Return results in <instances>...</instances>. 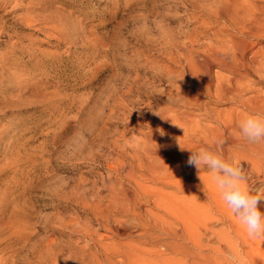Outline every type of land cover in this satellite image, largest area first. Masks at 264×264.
I'll return each instance as SVG.
<instances>
[{
	"label": "rangeland",
	"instance_id": "rangeland-1",
	"mask_svg": "<svg viewBox=\"0 0 264 264\" xmlns=\"http://www.w3.org/2000/svg\"><path fill=\"white\" fill-rule=\"evenodd\" d=\"M185 77L264 98V0H0V264L181 258L165 245L161 256H135V216L106 210L114 224L132 226L124 236L86 206L129 186L111 166L132 171L134 138L159 132L161 116L199 112L184 105ZM200 98L213 112L205 124L242 108ZM225 227L215 221L207 238Z\"/></svg>",
	"mask_w": 264,
	"mask_h": 264
},
{
	"label": "bare ground",
	"instance_id": "bare-ground-1",
	"mask_svg": "<svg viewBox=\"0 0 264 264\" xmlns=\"http://www.w3.org/2000/svg\"><path fill=\"white\" fill-rule=\"evenodd\" d=\"M190 77L197 81L193 74ZM199 84L201 86H192L186 78L182 89L186 96L184 105L198 108L199 112L185 110L182 115L173 118L168 115L163 116L167 119L160 118L156 127L162 128L165 135L161 136L157 130L153 131L152 135L141 141L142 147L146 145L144 150L133 146L130 160L135 166L130 173L123 175L121 161L118 165L111 166V173L127 181L129 186L119 192L120 196L109 195L107 203L103 198L89 202L87 210L95 219L106 222L107 230L115 234L122 231L124 236L134 233L132 226L114 224L106 210L115 208L134 215L137 222L133 227L140 237L137 243H131L135 256L142 257L145 253L161 256L164 251L159 246L163 245L172 250L173 254L181 255L179 260L164 258L161 261L154 257L150 261L148 258L146 261L150 263L231 264L229 256H235L241 264H264V237L252 239L247 236L238 218L230 212L217 192L212 174L206 169L198 174L197 169L187 163L190 152L181 151L178 145L179 141L193 149L215 148L226 158L241 161L247 182L254 189L264 190V142L249 144L239 133L240 122L250 114L251 109L264 107V98L253 95L245 99L241 94L243 90L240 91L233 85L220 84L213 88ZM203 92L222 100L232 99L242 108L234 106L226 114L205 124L203 119H211L213 112L201 102L200 94ZM17 158L21 160V157ZM152 184H162L163 187ZM166 187L174 190L167 191ZM181 192L188 194L181 195ZM145 204L150 207H144ZM261 208L264 210V202L261 203ZM215 221L223 222L226 227L207 238L206 234L211 232L210 226ZM233 231L235 237L231 235ZM168 237L181 241L162 242ZM215 240L219 244L213 247ZM204 249H210L219 255L201 253ZM106 250L110 253L121 252L118 247H108ZM127 255L125 263L132 259L131 255Z\"/></svg>",
	"mask_w": 264,
	"mask_h": 264
},
{
	"label": "clouds",
	"instance_id": "clouds-1",
	"mask_svg": "<svg viewBox=\"0 0 264 264\" xmlns=\"http://www.w3.org/2000/svg\"><path fill=\"white\" fill-rule=\"evenodd\" d=\"M161 118L167 119L162 116ZM158 131L161 136L165 135L162 128ZM239 133L250 143L264 142V115L249 114L240 122ZM178 145L181 151L190 152L187 163L189 166H194L198 174L205 169L212 174L217 192L230 212L238 218L247 236L252 239L264 237V210L261 208V203L264 202V190L254 189L247 182L241 161L226 158L215 148L193 149L179 141ZM133 146L140 150L146 147V145L142 147L141 142L135 138ZM229 260L237 264L235 256H229Z\"/></svg>",
	"mask_w": 264,
	"mask_h": 264
}]
</instances>
